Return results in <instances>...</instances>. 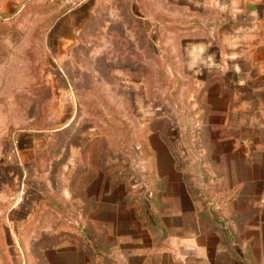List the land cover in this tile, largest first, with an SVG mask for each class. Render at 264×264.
<instances>
[{
	"label": "rangeland",
	"instance_id": "374dc122",
	"mask_svg": "<svg viewBox=\"0 0 264 264\" xmlns=\"http://www.w3.org/2000/svg\"><path fill=\"white\" fill-rule=\"evenodd\" d=\"M185 12L174 0H0V264H71L89 190L159 209L153 162L167 163V143L194 145Z\"/></svg>",
	"mask_w": 264,
	"mask_h": 264
},
{
	"label": "crops",
	"instance_id": "0c3cea01",
	"mask_svg": "<svg viewBox=\"0 0 264 264\" xmlns=\"http://www.w3.org/2000/svg\"><path fill=\"white\" fill-rule=\"evenodd\" d=\"M176 1L194 59V145L167 143V163L153 162L157 210L89 190L97 254L74 247L71 264H264V0Z\"/></svg>",
	"mask_w": 264,
	"mask_h": 264
},
{
	"label": "trees",
	"instance_id": "16d2710c",
	"mask_svg": "<svg viewBox=\"0 0 264 264\" xmlns=\"http://www.w3.org/2000/svg\"><path fill=\"white\" fill-rule=\"evenodd\" d=\"M84 238H85V242L83 243L81 248H86L91 254H97V251H95L94 247L92 246V242L89 239V236L87 235L88 233H84Z\"/></svg>",
	"mask_w": 264,
	"mask_h": 264
},
{
	"label": "built area",
	"instance_id": "2783aa9c",
	"mask_svg": "<svg viewBox=\"0 0 264 264\" xmlns=\"http://www.w3.org/2000/svg\"><path fill=\"white\" fill-rule=\"evenodd\" d=\"M78 0H64V2L68 3V4H72L75 3Z\"/></svg>",
	"mask_w": 264,
	"mask_h": 264
}]
</instances>
